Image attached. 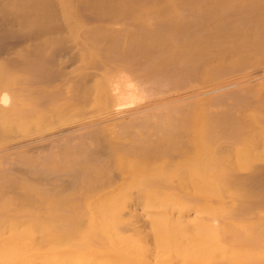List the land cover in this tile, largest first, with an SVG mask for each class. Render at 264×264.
<instances>
[{
    "label": "bare ground",
    "instance_id": "bare-ground-1",
    "mask_svg": "<svg viewBox=\"0 0 264 264\" xmlns=\"http://www.w3.org/2000/svg\"><path fill=\"white\" fill-rule=\"evenodd\" d=\"M29 2L0 0V264H32L38 248L56 250L44 260L57 264H264V0H214V23L208 0L184 1L181 17L137 11L144 18L133 21L132 12L131 25L86 38L79 49L100 60L87 80L73 76L75 86L63 87H52L51 56L10 52L22 38L68 32L49 8L44 20L27 12L16 22ZM198 2L202 10L192 11ZM181 38L189 44L172 67L165 57ZM50 42L78 59L63 38ZM15 69L24 75L16 82ZM91 82L106 108L86 121V112H63L88 97ZM145 98L158 102L144 106ZM74 115L69 129L18 138V123L44 120L52 130ZM104 131L125 157L111 159ZM159 214L191 221L161 224ZM140 222L155 246L121 248L118 233Z\"/></svg>",
    "mask_w": 264,
    "mask_h": 264
},
{
    "label": "rangeland",
    "instance_id": "rangeland-1",
    "mask_svg": "<svg viewBox=\"0 0 264 264\" xmlns=\"http://www.w3.org/2000/svg\"><path fill=\"white\" fill-rule=\"evenodd\" d=\"M31 2L26 3V6L24 7H17V9L15 10L16 12V17H13L14 19H16L15 21L17 22V20L20 17V13L23 14V16L29 12L31 18L38 15L40 19H46L45 18V14L44 11L51 9V15L53 17H55V15L58 18H62L64 20V26L67 28L68 32H63V33H53V34H43L41 33L38 36H31L30 40H25V38H22V40L20 41V43L15 44L12 49L10 50L11 54L13 52H15V55L20 56L21 54L24 55L25 53H27V51H31L34 54H39V55H49L51 56L50 62L52 63V68L56 69L58 72V77L56 78V80L54 82H52V87H58V86H67V85H71V86H75V84H73L72 82H70V78L71 77H75V76H80L81 78H84L85 80L88 79L89 75V69L91 68V66L95 63L94 61H98V59L100 60V58H96V56H94L95 58L92 59L93 55L91 56L90 54L88 55V52L86 53L82 51V49H79V47L84 46V43L87 42L86 38H91L92 35H102V37H104L106 35V29L108 28H120L122 26H124L126 23L127 25H131V23H134L133 21H135V18L137 20L139 19H143L144 17H142L141 15H139L140 11L141 13L145 12V13H150V12H156L158 18L157 20H162L164 18H167L169 15H173V14H177L181 17V12H180V8L181 7H185L184 6V1L186 0H171L170 2L167 0H152V2L149 3H144L142 4L143 0H50L51 1V6L43 4V3H39V1L32 2L33 0H30ZM155 2V3H154ZM31 3V4H30ZM153 3V4H152ZM48 6V7H47ZM203 5L201 4V2L199 3H195L193 4V6L191 7L192 11L194 12H199L202 9H200V7H202ZM168 8H170V11H168ZM209 10L210 13H208L209 16H212V20H210L211 23H214V0H208L207 5L203 6V11H207ZM137 11L139 13H137ZM132 12L135 14V16L133 17V19L131 18V21H128L127 17H130V15L132 14ZM140 13V14H141ZM207 15V14H206ZM125 16V17H123ZM133 20V21H132ZM199 21V19H198ZM129 22H131L130 24H128ZM209 29V27H205V31ZM191 31V30H190ZM204 31V32H205ZM194 32H196L197 36H195L194 38H199L200 35V27H196L194 29ZM210 34H212V36H214V26L211 27ZM33 35V34H31ZM201 36V35H200ZM51 38H63L64 40H66V44L68 46L73 47L74 46V50H77L79 53V57L78 59L75 61L74 63L72 62L73 60H69V58H63L61 56H59L60 51L58 49H56L55 44H53V42H50ZM191 38V37H189ZM172 42V43H171ZM171 45L170 46V51L169 54L167 56V58L165 57L166 60H168V62L170 63L174 60L175 57V62H176V56L183 55V50H181L185 43V45L189 44V41H184L180 40L181 43L180 45L177 44L175 45L173 43V40H171ZM174 44V46H173ZM178 46V48H177ZM180 46V47H179ZM182 47V48H181ZM179 49L181 51H178L176 49ZM76 51V52H77ZM177 51V52H176ZM176 52V53H175ZM180 52V53H178ZM81 53V54H80ZM175 54H177L176 56H174ZM81 55V56H80ZM88 55V57H87ZM85 56V57H84ZM91 56V57H90ZM173 57V58H171ZM15 59V58H14ZM173 61V64L171 63V66L174 67L173 65H175V62ZM94 62V63H93ZM54 63H58L59 65H54ZM83 63V65H82ZM84 67V68H83ZM180 68H182V66H180ZM182 70V69H180ZM3 71L6 72V67H4L3 65H1L0 62V72L2 73ZM86 72V73H85ZM87 74V75H86ZM8 76H11V80L16 82L19 79H23L24 75H22L21 70L15 69L13 71H11V74L9 73ZM9 78V79H10ZM95 83V84H94ZM88 84V83H87ZM86 84V85H87ZM93 84V86H92ZM89 86L92 87V91L90 90V92L87 93L88 95V99L85 98V100H79V104L75 105L71 108H67L65 107L63 109V112L66 111L67 114H77V111L79 113H81V111H83L84 113L86 112L87 115V119L89 120L91 118H89V116H91L92 114V110L95 108L96 109H101L100 112L104 109V107L106 108V106L101 104V100L98 99L97 94H99V89H97L98 87V83L96 85V82H91L90 84H88ZM182 86L185 84H181ZM180 85V86H181ZM181 88L179 87L180 91L179 93L177 92V89H174L175 94L179 95V94H183L185 91H183V89L185 90L186 88ZM186 86V85H185ZM182 90V91H181ZM170 95L173 94V96L175 95L172 90H169ZM164 95V94H163ZM166 96H168V92H166L165 94ZM169 95V96H170ZM166 96H160L157 100L160 101L161 99H164ZM164 97V98H162ZM161 98V99H160ZM149 99H144L142 101L143 105L146 106L148 104H150L151 102H158L157 100H149ZM165 100V99H164ZM97 102V104H96ZM103 102V101H102ZM82 103V104H80ZM146 104V105H145ZM99 105V107H98ZM60 109V108H59ZM111 109V108H108ZM75 112V113H73ZM82 112V113H83ZM71 117V116H70ZM68 117L66 120H62V123L59 124H55L52 125L53 129H47L45 130L44 125L47 121L41 120L40 122H34L32 120H28V122L26 123H18L17 127H18V132H19V140L20 141H26V140H32L35 139L36 137H38L39 135H43V134H47L48 132H57L63 129H69L71 127H73L74 125L78 124L79 122H75L77 121L76 118L77 115H74V117ZM76 117V118H75ZM75 120H74V119ZM54 118L53 117H48V122H52ZM68 120V122H67ZM64 121V123H63ZM83 122V121H82ZM37 128L39 129L37 131ZM105 133V131H104ZM102 134L101 139L103 142H105L107 145V150L106 151H110V157L111 159H114L116 156H122V152L121 150L118 152L120 146L117 144L112 143V141H114V138L110 137L109 134ZM109 133V132H108ZM104 135V136H103ZM22 137V138H21ZM30 138V139H29ZM108 138V140H107ZM110 138V139H109ZM174 138V136H173ZM173 138L171 139V141H173ZM112 140V141H111ZM175 140V139H174ZM117 145V146H114ZM112 146V147H109ZM114 146V147H113ZM116 147V148H115ZM159 148H163L164 146H158ZM169 146V149H172L173 147ZM105 148V149H106ZM111 148V149H110ZM115 148V150L113 149ZM158 148V149H159ZM160 148V149H161ZM113 149V150H112ZM117 149V151H116ZM120 149H122L120 147ZM123 150V149H122ZM116 151V152H114ZM108 156V157H109ZM125 157V155H123ZM199 206L203 209H206L208 207H214V203H199ZM203 212V211H202ZM203 214H205V212H203ZM155 219H157L161 224H165L167 221H175L177 222L176 224H178V226H183L185 222L187 221H191L190 218H179V217H171V215L169 214H159L157 216L154 217ZM145 220L149 221L148 218H145ZM199 220V219H198ZM228 220V218H224L223 219ZM201 221L205 222L206 224L210 223V221L207 218H202ZM193 223H195L196 221H192ZM138 227L137 229L134 230V232H120L118 233L120 235L119 240H120V245L122 246L121 248H130L133 249L136 245L141 244V245H148V246H155V238L154 235L152 234V230H151V226L150 225H142L141 222L136 224ZM104 231V230H103ZM167 241L172 242L173 244H176L178 242H180L179 239H167ZM38 258L35 259H31L30 262L32 264H57L55 262H52L51 259L45 258L46 261L44 260V252L47 253V255L49 257H52L54 255V252L56 250H48L46 248H38ZM123 249H112V251L114 253H122ZM66 253H71L70 252H66L64 251V254ZM74 254L76 252H73ZM162 258V257H161ZM165 259L162 258L161 261H164ZM68 264H74V260L70 259L68 260Z\"/></svg>",
    "mask_w": 264,
    "mask_h": 264
}]
</instances>
